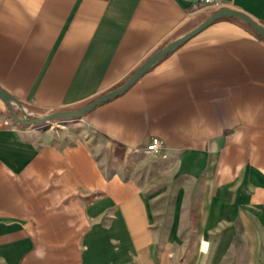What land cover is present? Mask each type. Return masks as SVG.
Here are the masks:
<instances>
[{
	"label": "crops",
	"instance_id": "obj_1",
	"mask_svg": "<svg viewBox=\"0 0 264 264\" xmlns=\"http://www.w3.org/2000/svg\"><path fill=\"white\" fill-rule=\"evenodd\" d=\"M218 1L0 0V86L76 109L220 7L264 24ZM0 264H264V38L220 16L61 120L0 98Z\"/></svg>",
	"mask_w": 264,
	"mask_h": 264
},
{
	"label": "water",
	"instance_id": "obj_2",
	"mask_svg": "<svg viewBox=\"0 0 264 264\" xmlns=\"http://www.w3.org/2000/svg\"><path fill=\"white\" fill-rule=\"evenodd\" d=\"M224 15H232L239 17L246 21L259 35H261L264 38V24L257 22L252 17H250L247 13L231 8V7H220L214 12H212L207 18H205L201 23L193 27L191 30H189L186 34H184L181 38L178 40H175L161 49L154 52L152 55L147 57L135 70L134 72L119 86H117L114 89H111L107 92H104L100 94L99 96L95 97L88 103L84 104L83 106L76 108V109H65V110H57V111H51L43 116H39L36 118L28 119L24 117H18L13 110L10 107V101L8 98V94L6 90L0 86V98L4 100V102L8 105L10 108V113L12 114V117L19 123L24 124H30V123H41L48 120H51L53 118H65V117H73L78 116L89 109L95 107L96 105H99L105 101H108L109 99L116 97L117 95L121 94L123 91H125L133 82H135L149 67L150 65L160 56L164 55L165 53L173 50L176 48L183 40L188 38L190 35L194 34L216 18Z\"/></svg>",
	"mask_w": 264,
	"mask_h": 264
},
{
	"label": "built area",
	"instance_id": "obj_3",
	"mask_svg": "<svg viewBox=\"0 0 264 264\" xmlns=\"http://www.w3.org/2000/svg\"><path fill=\"white\" fill-rule=\"evenodd\" d=\"M201 1H204L209 4H213V5H219L218 0H201ZM161 148H162L161 140L156 136H152L145 145L146 151L152 154H156L160 152Z\"/></svg>",
	"mask_w": 264,
	"mask_h": 264
},
{
	"label": "rangeland",
	"instance_id": "obj_4",
	"mask_svg": "<svg viewBox=\"0 0 264 264\" xmlns=\"http://www.w3.org/2000/svg\"><path fill=\"white\" fill-rule=\"evenodd\" d=\"M65 118H69V117H65ZM52 120H61V118H53ZM56 126L58 127V128H60L61 127V125L60 124H56Z\"/></svg>",
	"mask_w": 264,
	"mask_h": 264
}]
</instances>
